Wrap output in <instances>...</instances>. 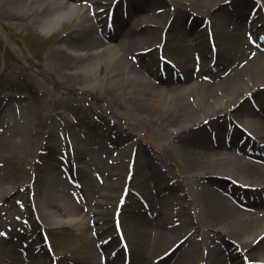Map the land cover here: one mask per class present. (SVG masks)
Here are the masks:
<instances>
[{"label": "rangeland", "instance_id": "1", "mask_svg": "<svg viewBox=\"0 0 264 264\" xmlns=\"http://www.w3.org/2000/svg\"><path fill=\"white\" fill-rule=\"evenodd\" d=\"M88 1L76 0L80 14L63 19L50 32H43L38 27L41 19H38L36 10H32L35 12L28 18L23 15V4L13 7L10 5L14 0H0V148H3L0 154V188L7 186L12 189L6 197L0 194V264H56L52 260L54 255H50L44 246L43 228L51 236L58 264H97L98 254H89L93 233L99 227L97 223L103 226L102 240L116 236L108 245L110 250L122 249L117 226L127 233L130 223L125 219L126 213L130 211L140 216L139 212L145 205L142 202L153 197L144 194L125 199L126 193L136 187L132 180V157L122 158L127 140L142 144L161 158L165 171L170 177L175 176L174 182L179 183L176 173L180 174L182 168L174 144L175 135L162 125V120L139 116L130 109L129 98L137 86L123 80L106 81L100 86L89 85L85 74H70L52 56L54 50L75 31L81 16L88 12ZM146 3L148 0H134L136 6ZM184 9L190 12V8L179 0L168 4V10L174 14H184L186 23L189 15ZM123 17L127 16L119 18L123 20ZM229 17L228 24H233L239 16L230 14ZM104 18L106 22L107 14ZM133 23L135 19L130 20V24ZM199 33L198 29L194 32L195 35ZM162 35L153 28L145 33L144 43L130 48L124 46L121 53L125 55L126 67L139 59L157 71L161 56L152 50L158 47ZM206 38L209 50L201 44L182 50L172 46L166 60L184 74L198 66L213 69L214 52ZM148 50H151L150 54ZM98 62L95 78L101 80L109 72L105 63ZM209 74L212 75V70L205 73ZM203 88L204 85L192 95L185 93L187 101L195 104ZM120 157L124 162L119 160ZM111 158L115 160L114 164H111ZM98 185L103 189L100 194L106 193V197H100ZM59 196L65 204L57 200ZM98 198H102L103 204L96 214ZM38 205H44L48 213L64 220L69 218L68 207L65 208L69 206L74 210L73 214L82 218V223L79 226L72 223L42 224ZM118 208L123 210V226L118 222ZM150 212L155 213L153 209ZM162 212V217H165L163 227L152 231L149 250V258L154 264H169V255L179 248L168 240L166 228H169L171 219H166L164 209ZM174 212V220L178 219L181 227L189 231L185 219H195L196 212L191 213L181 207H176ZM160 233L163 234L159 237ZM192 235L181 250L182 258L192 259L190 264H209L207 258L210 253L217 249L226 250L224 240L241 251V245L244 246L237 233L228 236L204 228ZM127 239L129 242L130 238ZM28 241L32 245L24 248L23 254L19 253V248ZM155 242H158L156 246ZM113 263L126 264L125 252L121 251Z\"/></svg>", "mask_w": 264, "mask_h": 264}, {"label": "bare ground", "instance_id": "2", "mask_svg": "<svg viewBox=\"0 0 264 264\" xmlns=\"http://www.w3.org/2000/svg\"><path fill=\"white\" fill-rule=\"evenodd\" d=\"M89 1L94 6L89 7L88 12L81 16L75 31L54 50L52 56L70 74H85V81L89 85L100 86L106 81L123 80L133 87L137 86L129 98L130 109L139 116L162 120V125L175 135L174 144L182 168L180 174L176 173L179 175V183L174 182L175 176L170 177L169 172L165 171L166 166L161 158L156 157L142 144L125 141L128 143L123 148L122 158L135 155V194L157 195L158 198H151L150 206L155 212L161 211L160 206L164 207L167 210L166 219L171 217L169 225L173 226L166 228L169 242L179 245L182 241L185 242L186 237L190 238L204 228L228 236L237 233L238 238L243 241L240 243L244 245L241 248L243 254L248 256L246 259L250 262H264V162H260L264 158V38L256 33L257 23L264 24V0H179L190 8L188 19L192 14L194 16L192 26L189 24L188 28V23L183 21V13L174 14L168 10V4L176 0H148L144 6H136L134 0ZM74 2L76 1L14 0L10 6L23 4V15L28 18L35 12L31 11L36 10L38 19H41L38 27L43 32H50L63 19L73 18L81 13ZM114 4L117 13L114 27L108 32L104 25L101 31L100 27H103L105 20L100 11L112 9ZM124 13L132 20L135 19L133 25L119 19ZM230 14L240 17L250 15L256 18V23L253 24L252 21L247 24L239 20L234 25L228 24ZM203 24H206L207 29L200 31L202 34L195 35V30ZM153 28L165 33L159 41L160 46H165L164 53L169 52L172 46L182 50L199 44L209 50L205 38L213 36L217 41L219 56L213 75L206 76L205 81H202L199 77L208 68L198 74L187 71L182 80L181 77H176L175 72L153 71L140 60L131 62L126 67L122 48L144 43L145 33ZM100 32L104 38L100 36ZM114 41L116 43L108 47L107 44ZM98 60L107 65L109 72L101 80L95 78V65L99 63ZM202 85L204 88L198 94L196 103L191 104L185 98V93L192 95ZM250 96L257 98L255 106H248L252 105L247 100ZM233 120L243 126V129H237L234 137L227 139L219 135L212 139L211 135L208 136L207 125L219 133L221 126L233 124ZM244 138H247L246 143L243 142ZM2 149L0 148V154ZM237 151L253 159L259 158V161H248ZM78 159L81 162L80 156ZM122 167L124 168L123 164ZM236 181L240 186L250 189L243 191V188L232 186L231 183ZM98 187L100 194L103 189L99 185ZM11 190L2 186L0 194L6 197ZM131 195L132 190L127 197ZM232 196L245 207L241 208L232 203ZM100 197H106V193L100 194ZM172 197L175 199L172 200ZM57 200L65 204L60 196ZM97 204L96 214H99L102 198L97 199ZM179 206L191 213L196 212L195 219H185L189 231L174 225V210ZM65 208L69 211L67 220L51 215L44 205H38L44 224L81 225L82 218L73 214L71 207ZM125 219L130 223V228L124 235L130 238L128 244L131 263L154 264L149 258L152 231L155 228L162 229L165 217L158 214L151 219L145 215L135 216L128 211ZM97 224L99 227L96 231L99 234L103 226ZM99 240L92 238L89 254H98V257L103 255L107 263H112L118 252L109 250L108 247H104L103 252L97 250L96 244ZM162 240L166 239L162 237ZM156 243L158 242H155V246ZM224 244V252L217 249L209 254V264H241L242 257L238 252L240 248L226 240ZM182 248L183 245L169 255V264L191 263L192 259L182 258ZM211 256L213 257L210 258ZM253 256L257 258L253 259Z\"/></svg>", "mask_w": 264, "mask_h": 264}]
</instances>
